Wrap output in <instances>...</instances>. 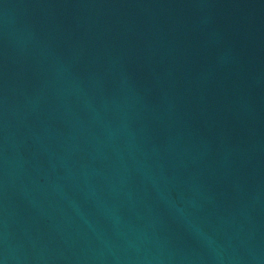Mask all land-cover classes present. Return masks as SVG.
<instances>
[{"label":"water","instance_id":"water-1","mask_svg":"<svg viewBox=\"0 0 264 264\" xmlns=\"http://www.w3.org/2000/svg\"><path fill=\"white\" fill-rule=\"evenodd\" d=\"M0 264H264V0H0Z\"/></svg>","mask_w":264,"mask_h":264}]
</instances>
